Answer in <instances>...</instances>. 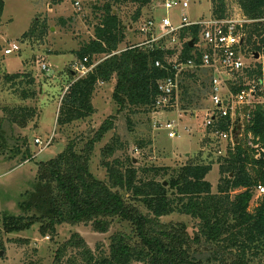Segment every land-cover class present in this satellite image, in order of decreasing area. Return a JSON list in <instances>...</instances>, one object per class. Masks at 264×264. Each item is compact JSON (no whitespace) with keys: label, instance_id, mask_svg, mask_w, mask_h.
<instances>
[{"label":"trees","instance_id":"trees-1","mask_svg":"<svg viewBox=\"0 0 264 264\" xmlns=\"http://www.w3.org/2000/svg\"><path fill=\"white\" fill-rule=\"evenodd\" d=\"M62 1L52 0V4ZM154 1H87L96 20L94 36L72 53L77 68L92 70L70 80L60 102L59 129L93 117L96 113L93 97L98 85L108 84L114 78L117 82L113 100L119 108L118 114L158 111L159 84L174 75L171 60L177 49L167 48L164 42L162 47H138L139 43L120 49L130 27L125 26L119 12L127 4L138 7L135 22ZM235 1L244 17L253 21L246 26L245 55L249 57L250 52L264 55V0ZM211 5L213 18L228 17L226 0H211ZM4 9L5 0H0V26ZM68 20L72 19L61 18L58 22L65 26ZM200 32L197 26L180 31L183 61L193 59L200 63V55L193 56L194 48L189 45L192 40L199 42ZM47 33L48 28L41 35ZM33 37L34 32L29 31L22 40ZM156 62L161 66L156 67ZM253 74L257 80L262 74L260 65L256 64ZM19 78L18 74L7 75L5 80ZM182 79V100L191 104L192 98H198V92L203 89L204 99L209 100L208 82H201L200 89L194 88L198 86L197 73L186 72ZM34 84L35 80L28 76V85ZM34 97L35 93L23 91L24 100ZM3 111L4 118L12 125L22 126L35 116V111L28 108ZM114 119L111 117L102 124L83 149L78 150L75 143H70L55 158L38 164L36 185L25 194L20 205L22 214L2 220L7 233L29 230L33 225H39L44 238L56 237L57 227L64 224L89 226L103 234L114 225L124 229L115 231L107 247L99 245L95 249L74 234L55 252L53 264H264V195L251 210L256 190L264 187V117L260 109L246 121L244 135L237 140L235 149L218 156L220 181L216 193L207 181L214 161L189 160L174 169L142 167L133 157L113 158L121 147L118 139L103 149L105 179H97L90 170L92 155L96 144L114 128ZM230 124V118H221L218 130L228 131ZM207 130L211 135V130ZM137 145L144 149L146 143L138 141ZM174 214L190 217L195 225L190 230L185 223L163 221Z\"/></svg>","mask_w":264,"mask_h":264},{"label":"rangeland","instance_id":"rangeland-1","mask_svg":"<svg viewBox=\"0 0 264 264\" xmlns=\"http://www.w3.org/2000/svg\"><path fill=\"white\" fill-rule=\"evenodd\" d=\"M87 1L63 0L53 5L52 0H5L0 26V264H53L55 252L74 234H78L91 249H95L99 245L107 247L115 231L124 230L119 225H114L110 232L103 234L89 226L64 224L57 227L56 237L44 238L39 233V225H33L31 229L19 233H7L2 223L6 216L17 217L22 214L20 205L25 194L36 185L40 162L55 158L70 143H75L78 150L83 149L111 117H115L114 128L96 144L90 163V170L97 179H105L103 149L118 139L121 147L113 158L133 157L135 163L142 167L174 169L187 164L189 160L214 161L207 181L212 184L213 192H217L220 163L217 161V153L211 152L216 151L218 142L214 143V137L205 126L206 110L210 102L204 99V89L200 94L198 92V98H192L191 104L182 100L179 95L178 106L173 109L118 114L119 108L113 100L117 82L114 78L108 84L98 85L93 97L96 110L93 117L63 129L57 127L60 102L68 90L70 80L81 78L78 62L72 51L94 36L96 20L86 5ZM178 1L182 2V7L167 12L163 7V0H155L143 9L135 22L133 18L138 7L127 4L119 15L130 29L126 31L128 38L120 49L125 50L147 40V36L141 34L139 28L148 19H155L160 23L164 18H169L174 25H179L183 16L192 21L208 18L212 14L211 0ZM186 2L188 7L184 8ZM226 2L228 16L236 20L247 19L235 0ZM61 18L72 20H68V24L63 26L58 22ZM252 23L253 21L247 25ZM46 28L48 33L41 35ZM29 31L34 32V37L22 40L23 35ZM14 44L20 50L5 55V50ZM43 64L50 67L49 72L42 69ZM196 73L199 80L198 86L194 88L200 89L201 82H208V72ZM15 74L20 78L11 82L5 80L7 75ZM28 76L35 80L32 87L28 85ZM23 91L33 92L35 97L24 100ZM4 108L32 109L35 116L22 126L12 125L4 118ZM168 122L177 124L178 136L174 139H170L164 129ZM36 139H41L44 143L51 139L52 143L40 152L42 146L35 144ZM138 141L146 143L144 149L138 148ZM210 141L214 144L208 145ZM219 146L224 149L226 143ZM113 158L109 160L112 161ZM259 199L255 192L251 210L257 206ZM163 221L185 223L190 230L195 225L193 219L179 214L166 217Z\"/></svg>","mask_w":264,"mask_h":264},{"label":"built area","instance_id":"built-area-1","mask_svg":"<svg viewBox=\"0 0 264 264\" xmlns=\"http://www.w3.org/2000/svg\"><path fill=\"white\" fill-rule=\"evenodd\" d=\"M162 3L167 12L182 7V2L178 0H163ZM76 5L80 6V3L77 2ZM187 7L186 2L184 8ZM250 22L248 19L236 20L230 16L224 19L210 16L191 21L187 16H183L179 25H174L169 18H164L160 23L155 19H148L139 28V32L147 36V40L138 47L146 45L162 47L164 42V44L167 43V48H175L178 51L171 60L174 75L159 84L160 97L156 102L158 110L173 109L178 106L184 73L208 72L210 106L206 110L205 126L211 130V135L215 139L214 143L218 142L216 145L226 143L224 149L221 146L216 148L215 152L219 157L225 156L227 150L235 149L237 140L244 135L246 121L251 119L255 111L260 109L264 117V55H259V59H255L254 53L250 52V56L247 57L243 51L247 35L246 26ZM195 26L201 28L199 42L193 47V56L200 55L199 64L193 59L188 61L181 59L179 33L185 28ZM241 40H244L243 44ZM19 50L20 47L14 44L5 50V55H11ZM254 62L261 66L262 71L257 80L253 76L256 69ZM160 66L161 63L156 62V67ZM42 69L46 72L50 71V67L45 64L42 65ZM78 70L83 77L92 68L81 67ZM239 78L242 81H239ZM238 88L241 90L237 92ZM218 118H230L231 124L228 131L218 130ZM164 129L168 132L170 139L178 136L175 122H168ZM51 143V139L45 143L41 139L35 140V144L42 146L40 152ZM256 193L258 197L263 196L264 187H259Z\"/></svg>","mask_w":264,"mask_h":264},{"label":"water","instance_id":"water-1","mask_svg":"<svg viewBox=\"0 0 264 264\" xmlns=\"http://www.w3.org/2000/svg\"><path fill=\"white\" fill-rule=\"evenodd\" d=\"M243 43H244V40H241V44H243ZM194 44H195V40H192V41L189 43V45H190L191 48L194 47ZM255 59H259V54H255Z\"/></svg>","mask_w":264,"mask_h":264},{"label":"crops","instance_id":"crops-1","mask_svg":"<svg viewBox=\"0 0 264 264\" xmlns=\"http://www.w3.org/2000/svg\"><path fill=\"white\" fill-rule=\"evenodd\" d=\"M198 19V18H197ZM192 21H194V20H192ZM132 28V27H131Z\"/></svg>","mask_w":264,"mask_h":264}]
</instances>
